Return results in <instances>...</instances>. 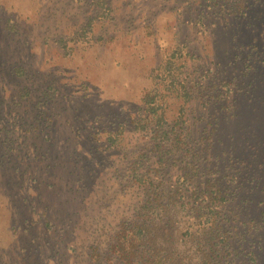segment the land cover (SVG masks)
<instances>
[{
	"label": "rangeland",
	"instance_id": "rangeland-1",
	"mask_svg": "<svg viewBox=\"0 0 264 264\" xmlns=\"http://www.w3.org/2000/svg\"><path fill=\"white\" fill-rule=\"evenodd\" d=\"M106 1L110 10L96 0H0V264H90L93 242L105 250L118 210L131 211L117 155L156 142L155 124L136 128L127 114L167 81L156 68L168 59L176 86L199 81L203 96L192 102L199 121L186 124L191 110L177 117L181 104L169 98L159 129L214 137L248 179L245 214L263 217L264 183L254 189L252 177H264V0ZM119 121L121 133H108Z\"/></svg>",
	"mask_w": 264,
	"mask_h": 264
},
{
	"label": "trees",
	"instance_id": "trees-1",
	"mask_svg": "<svg viewBox=\"0 0 264 264\" xmlns=\"http://www.w3.org/2000/svg\"><path fill=\"white\" fill-rule=\"evenodd\" d=\"M96 4L106 10L111 7L106 0H96ZM198 59L202 62L201 57ZM189 61L186 58L185 65ZM173 67L175 61L168 59L156 68L166 74L162 77L167 81L146 91L142 104L135 112L127 114V124L136 128L155 124L156 142L149 149L140 139L136 143L141 141V144L135 141L127 144L123 148L125 153L117 155L126 159V163H122L126 167L115 166L114 172L122 192L130 193L131 211L124 215L118 210L116 231L108 238L105 250L97 241L91 244L89 263L258 264L255 252L263 246V238L256 235L262 230L264 213L260 218L244 212L246 204L254 201L249 198L246 175L233 169L225 150L217 151L214 137H204L205 143H201L189 137L192 131L187 126H180V133L175 137H170L173 130L159 129L167 120L169 98L181 104L177 117L180 114L183 117L186 109L191 110L182 123L199 121L192 102L197 95L202 98L203 85L194 81L176 86L180 84L179 75L172 71ZM163 86L169 93L162 91ZM123 126L126 125L119 121L107 132L119 135ZM213 131L218 133L219 128ZM202 132L211 134L208 126H204ZM113 137L111 135L108 141L113 142ZM177 162L174 174L172 169ZM252 178L254 189L257 181L264 183V177ZM110 252L115 254L112 262Z\"/></svg>",
	"mask_w": 264,
	"mask_h": 264
}]
</instances>
